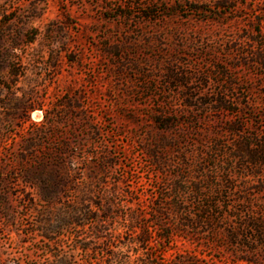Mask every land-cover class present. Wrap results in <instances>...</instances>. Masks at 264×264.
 <instances>
[{
  "label": "rangeland",
  "instance_id": "obj_1",
  "mask_svg": "<svg viewBox=\"0 0 264 264\" xmlns=\"http://www.w3.org/2000/svg\"><path fill=\"white\" fill-rule=\"evenodd\" d=\"M261 50L264 0H0V180L52 128L75 151L78 197L92 188L104 220L51 247L14 196L0 208V264H247L205 227L169 247L139 245L130 228L157 230L164 208L197 195L228 215L264 214V67L250 63ZM220 99L227 110L202 105ZM90 226L109 228L117 260Z\"/></svg>",
  "mask_w": 264,
  "mask_h": 264
},
{
  "label": "trees",
  "instance_id": "obj_2",
  "mask_svg": "<svg viewBox=\"0 0 264 264\" xmlns=\"http://www.w3.org/2000/svg\"><path fill=\"white\" fill-rule=\"evenodd\" d=\"M250 63L264 67V50L253 52ZM202 105L218 106L219 111L227 110L229 107V103L227 104L224 99L204 102ZM254 106L255 104L248 103L246 107L252 112ZM44 120L42 126L46 124V117ZM178 123L170 119L164 121L161 128L167 131ZM39 131L45 135L48 143L43 146L44 144L41 142L39 144L33 139L21 152L20 166L1 177L0 208L10 213L13 197L23 200L25 206H29L40 217L39 226H36L38 230H34L29 235L40 236L51 247H55L64 230L70 228L77 230L74 237L78 239L80 237L78 231L84 229L85 226L76 225L82 221L99 224L104 220L98 217L97 212H94L92 188H86L81 197L77 195V181L80 174L74 168L75 151L67 147L60 140L61 135L52 128L46 129L44 126L40 127ZM47 134H49L48 138H46ZM249 148L250 143H246L245 149ZM244 158L251 159L252 161H248V164L253 166H260L263 162L260 156L254 157L243 153L241 159ZM213 180L211 178L210 183L216 184ZM179 187L183 186L179 185ZM194 188L196 194L202 190L198 184ZM216 195L220 199L219 194ZM197 196L195 200L199 199L198 202L188 204L185 200L178 198L174 201L173 210L170 207L164 208L160 212L164 223L157 230H150L148 226H131L130 231L136 234L137 244L148 246L155 241H160L162 245L169 247L175 238L200 241L203 239L200 229L205 227L212 234L211 242L214 243L219 238L225 239L224 241L233 249L235 255L241 257L238 261L247 264H264V214L247 211L244 215H228L217 210L219 201L214 197H209L207 202L205 197ZM138 221V216L132 219L133 223ZM218 224L224 226L222 232V226L218 227ZM90 229L92 239L97 244H104L105 248L101 252L110 260H117L119 255L113 250L114 238L109 234V228L90 226ZM79 247L86 252L89 251V246ZM53 257V264H70L69 260L58 255L53 254ZM180 257L184 263L193 261L191 256Z\"/></svg>",
  "mask_w": 264,
  "mask_h": 264
}]
</instances>
